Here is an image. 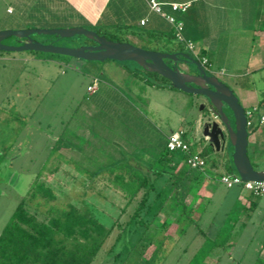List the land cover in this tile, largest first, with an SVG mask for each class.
Wrapping results in <instances>:
<instances>
[{
    "label": "rangeland",
    "instance_id": "1",
    "mask_svg": "<svg viewBox=\"0 0 264 264\" xmlns=\"http://www.w3.org/2000/svg\"><path fill=\"white\" fill-rule=\"evenodd\" d=\"M79 2L84 4L82 0ZM80 4L78 0H0V31L64 29L66 26L54 24V21L60 15L71 19ZM36 37L44 40L41 35ZM68 41H63L65 46H70ZM149 43L151 45L144 43L143 47H154L156 42ZM163 43L172 45L167 39ZM4 44L18 46L19 40L9 38ZM31 54L40 60L19 59L33 56ZM0 57L5 59H0V234L33 183L44 182L56 196L52 205L66 208L72 204L107 228L116 225L95 264H127L129 252L136 248L143 234L153 233L166 219L164 213L156 216L154 211L165 202L169 188H165L164 178L159 180L156 184L158 191L150 195L149 204H155L152 212H142L139 220L144 222L143 225L134 223L127 228L126 223L142 194L123 212L127 200L113 187L112 173L120 170L118 167H132L133 164L150 167L155 164L153 157L158 154L151 157L145 152H137L119 156L112 149L110 135L119 130L112 129L111 122L104 121L106 116L111 117L110 112L89 100L87 87L91 76L84 67L90 62L32 52H0ZM47 59L49 61H45ZM50 59L55 62H50ZM123 64L136 66L132 62ZM150 90L152 99L160 102L158 107L152 106L155 110L149 118L153 123L168 132H189L186 139L197 152L207 149L210 152L208 162L216 158V152L207 148L208 142L203 137L205 122L213 120L207 99L176 90H156V94L154 89ZM139 108L146 110L142 105ZM111 120L114 121L113 128H117L113 116ZM184 121L186 124L178 129ZM193 124L196 134L190 127ZM199 138L204 139L205 145L198 141ZM254 166L259 171L264 170V162ZM204 171L212 176L214 191L206 198L208 205L200 211L199 228L192 227L179 237L177 225L168 227L164 236L168 234L172 239L166 243L167 259L163 264H187L205 241L199 229L207 231L208 237L214 239L219 234L215 231L219 226L226 232L231 230L230 239L224 248L214 252L207 264H264V228L260 226L264 218L259 216L261 211L252 217L247 228L241 229L238 223L233 230L242 210L236 206L230 216H227V211L234 207L239 188H226L221 183L222 171L215 172L209 165ZM159 191H164L163 195L155 202ZM200 215L194 213V218L197 220ZM212 220L215 223L211 227ZM155 248V244L149 246L146 259L152 256Z\"/></svg>",
    "mask_w": 264,
    "mask_h": 264
},
{
    "label": "crops",
    "instance_id": "2",
    "mask_svg": "<svg viewBox=\"0 0 264 264\" xmlns=\"http://www.w3.org/2000/svg\"><path fill=\"white\" fill-rule=\"evenodd\" d=\"M79 1L78 4L81 3ZM149 1L82 0L84 4H80V8H75V13L71 19H64L65 17L60 15L61 17L56 19L54 24L63 25L66 28L88 27L96 29L105 26L113 27V25L129 27L131 28V32L126 35L129 43L144 48V43L150 45L151 43L141 39L138 35L132 34V30L143 26L147 28V31L156 33L174 30L172 25L164 18L151 11ZM155 1L164 4V11L182 24L184 37L195 45V53L189 52L190 55L195 57L199 62L202 58L201 56L209 59L211 74H208V72L207 74L217 77L232 89L245 111L258 107V114H260L264 109V0ZM187 2L191 3V5L185 12H174L170 7V4ZM106 9L109 11H106ZM143 20L147 21L145 25L141 24ZM58 46H65V43ZM189 53L187 51L185 54ZM171 54H178L181 58L179 65L182 71L193 75L198 74L197 67L187 64L185 58L180 55V52H173ZM31 55L33 56L29 55L24 58L20 57L19 59L21 61L38 59L34 54ZM0 59L5 60L2 57ZM45 61H49V59ZM50 62L55 61L50 59ZM97 63L99 62H90L89 65H85L84 67L91 76L87 93L90 96V101L99 103L100 106H104L110 112L109 115L111 117L107 118L106 116L104 121L107 123L111 122L112 129L119 130L110 135L109 139H112L110 142L113 147L112 149L119 156H123L124 153L133 155L137 152H145L151 157L154 154H158L157 157H153L154 161L157 160L167 146L168 137L176 132V130L165 131L158 125H155L149 118L152 117L155 110L152 106L156 108L160 105L159 100L152 99L153 95L149 90L154 89L153 93L155 94L156 90H162L163 92L164 90H180L172 88L160 77L147 75V71H142V68L138 65L131 66L130 64L107 61L101 63V65L99 63V66ZM139 71H142V73ZM93 84H95L96 88L93 92H90L88 89ZM147 88L148 90H146ZM140 105L145 107L146 110L139 108ZM203 108L205 110L207 105L203 106ZM112 116L117 122V128H113L114 121L111 120ZM253 120L254 123H257V116ZM185 124L186 122L184 121L177 128H183ZM190 127L196 134V126L193 124ZM248 129L250 134L248 155L253 166L254 164L259 165V163L264 162V126L259 127L255 124ZM204 139L199 138L198 141L205 145V141L208 142V140L205 139L204 141ZM216 154V157L223 160L225 151L221 153L216 152ZM223 163L224 160L220 165L222 166ZM183 164L180 165V168ZM221 166H210V168L215 172H221ZM132 167L150 174V167L146 165L133 164ZM201 172L202 175L198 177L197 183L193 182V178H187L182 184L180 191V197L184 199L185 204L193 205L195 213L199 215L200 211L205 209L204 205L207 204L206 198L212 195L214 191L212 176L204 170ZM163 178L159 180L163 179L165 181V188H169L168 193L172 190V184L168 182L167 177ZM193 184L199 186L195 192L189 189ZM184 185L186 187H183ZM238 188V194L233 201L234 207L227 211V216H230L236 206H239L240 210H242L237 222L233 225V230H235L238 223L241 229L247 228L248 223L251 222L252 217L258 210L261 211L259 212V216L264 218V195L257 197L258 199H253L255 196L251 193L240 187ZM156 191H158L157 188ZM188 199H191L189 203H187ZM199 221H201V215ZM211 223L212 227L215 221L212 220ZM260 226L264 228V219L261 221ZM221 229V226H219L215 231L218 233Z\"/></svg>",
    "mask_w": 264,
    "mask_h": 264
},
{
    "label": "trees",
    "instance_id": "3",
    "mask_svg": "<svg viewBox=\"0 0 264 264\" xmlns=\"http://www.w3.org/2000/svg\"><path fill=\"white\" fill-rule=\"evenodd\" d=\"M112 28L115 30L109 31ZM112 28L93 29L87 27L85 29L95 31L110 41L129 43L126 35L131 32V28L122 26ZM132 34L138 35L141 39L148 41V43L149 41L156 42L155 47H146L144 49L164 53L180 52L182 56L187 52L184 45L176 41L173 29L170 32L156 33L147 31V28L143 26L132 30ZM36 36L34 35L33 37L40 41ZM41 36L44 38L41 41L44 44L63 45V41L69 40L71 43L69 47L95 45L83 36H76L71 39ZM164 39L171 41L172 45L169 46L163 43ZM38 55L52 56V54L45 53H38ZM54 56L62 57L55 54ZM191 57L195 59V57ZM141 70L144 71L143 69ZM146 74L160 77L174 88L168 80L160 75L150 72H146ZM186 133L185 138L187 137ZM189 144L192 152L196 153L197 151L193 145ZM207 148L215 152L214 147L209 143ZM199 153L209 166H221L222 159L220 160L219 157L208 162L207 157L210 152L207 149ZM223 157L224 163L221 166L223 175L238 176L233 165V148L230 144L225 150ZM154 163V165L150 166V174L145 173L141 169L128 166L118 167L120 170H115V173H112L111 183L113 187L120 191L127 200L123 212H126L127 208L136 202L137 198L142 194L141 201L137 204L129 221L126 223L127 228L134 223H136V226L143 225L144 222L139 220L142 212L145 210L147 214L152 212L155 204H149L150 195L155 193L156 183L159 179L167 177L168 182L172 184V190L165 196L166 203H162L154 211L156 216L164 213L166 219L153 233L145 232L143 234L136 243V248L129 252L126 260L127 264H163L167 259L166 243L172 239L168 234L164 236L167 228L173 224L177 225L179 237L185 235L192 227L199 228V219L196 220L194 218L195 210L193 205L185 204L184 199L180 197V191L182 184L187 178H193V182L197 183L198 177L202 175V170L190 169L186 165L185 156L181 152H170L167 147ZM181 164L183 165L180 168ZM195 188L198 189L199 186L193 184L189 189L192 191ZM161 195H163V192L159 191L155 202L160 200ZM55 200L56 196L47 184L39 181L33 183L26 198L17 205L10 220L0 234V264H95L97 262L116 225L113 224L107 228L91 215L83 213L78 206L69 204L66 208H59L52 205L51 202ZM199 232L203 235L205 241L192 255L187 264H207L208 259L213 256L214 252L218 248H224L228 243L230 239L228 235L231 230H227V232L224 229L220 230L218 236L214 239L209 238L206 231L199 229ZM224 232L226 233L224 234ZM223 234L225 237L222 236ZM152 244H155L156 248L152 256L146 259L145 253ZM133 259L134 261L132 262Z\"/></svg>",
    "mask_w": 264,
    "mask_h": 264
},
{
    "label": "water",
    "instance_id": "4",
    "mask_svg": "<svg viewBox=\"0 0 264 264\" xmlns=\"http://www.w3.org/2000/svg\"><path fill=\"white\" fill-rule=\"evenodd\" d=\"M34 35L55 36L71 39L83 36L95 45L80 47L44 44ZM9 38L19 40L18 46L4 44ZM0 52H38L70 57L87 62H132L143 70L155 73L186 94L200 95L207 99L213 120L203 126V137L216 152H224L229 144L233 148V165L244 181L264 182V171L254 168L249 155V129L246 111L238 97L217 77L207 74L201 63L184 54L187 64L195 65L198 74H188L180 68L178 54L148 50L127 42H114L85 28L26 29L0 31Z\"/></svg>",
    "mask_w": 264,
    "mask_h": 264
},
{
    "label": "built area",
    "instance_id": "5",
    "mask_svg": "<svg viewBox=\"0 0 264 264\" xmlns=\"http://www.w3.org/2000/svg\"><path fill=\"white\" fill-rule=\"evenodd\" d=\"M162 3H159L155 0L149 1V7L152 12L160 15L164 18L172 27L174 28L175 39L177 42L184 45L187 51L190 53H195V45L190 40H187L182 32V24L178 22L173 16L168 15L163 9ZM191 3H181V4H170L171 9L174 12H185L190 7ZM146 20L141 22L142 25L146 24ZM202 67L205 71H210V61L207 57H202L200 60ZM95 84L89 87V91L93 92L95 90ZM259 113V108L254 107L248 111H246V117L248 120V128L253 127L257 124L259 127L264 126V109ZM257 116V123H254V117ZM167 149L170 152H181L185 156L186 165L193 170H204V168L208 165L207 161L200 156L199 152H192L190 144L187 142L185 138V131L179 130L172 133L168 137L167 141ZM221 183L228 189L234 187H240L243 190L251 193L255 197H260L264 195V182H256V181H244L239 176L233 175H222Z\"/></svg>",
    "mask_w": 264,
    "mask_h": 264
}]
</instances>
